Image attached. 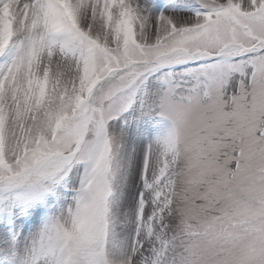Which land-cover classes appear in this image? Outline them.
I'll return each instance as SVG.
<instances>
[{"label":"snow or ice","instance_id":"1","mask_svg":"<svg viewBox=\"0 0 264 264\" xmlns=\"http://www.w3.org/2000/svg\"><path fill=\"white\" fill-rule=\"evenodd\" d=\"M0 264H264V0H0Z\"/></svg>","mask_w":264,"mask_h":264}]
</instances>
